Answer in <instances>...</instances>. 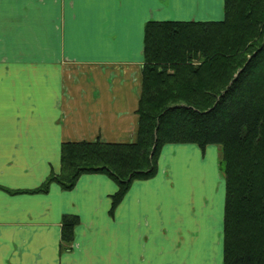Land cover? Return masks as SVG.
<instances>
[{
	"label": "crops",
	"instance_id": "0c3cea01",
	"mask_svg": "<svg viewBox=\"0 0 264 264\" xmlns=\"http://www.w3.org/2000/svg\"><path fill=\"white\" fill-rule=\"evenodd\" d=\"M223 17L224 0H0V264H224L212 146L165 144L114 211L106 173L34 191L60 172L62 143L137 138L149 20ZM67 214L80 218L69 250Z\"/></svg>",
	"mask_w": 264,
	"mask_h": 264
},
{
	"label": "trees",
	"instance_id": "16d2710c",
	"mask_svg": "<svg viewBox=\"0 0 264 264\" xmlns=\"http://www.w3.org/2000/svg\"><path fill=\"white\" fill-rule=\"evenodd\" d=\"M137 138L66 141L52 182L71 189L85 173L118 183L112 208L133 181L154 176L168 143L221 148L225 176L224 264H264V0H224L219 20H149L144 33ZM78 215L62 220L71 249Z\"/></svg>",
	"mask_w": 264,
	"mask_h": 264
},
{
	"label": "rangeland",
	"instance_id": "374dc122",
	"mask_svg": "<svg viewBox=\"0 0 264 264\" xmlns=\"http://www.w3.org/2000/svg\"><path fill=\"white\" fill-rule=\"evenodd\" d=\"M209 146H212L213 147V152L211 153V154H215V152H214V149L216 148L217 149V151H219L218 153H220L221 152V148L217 145V144H211V145H209ZM211 151V150H210ZM216 151V150H215ZM219 162H220V155H219ZM221 172V171H220ZM221 174H222V177H223V180H224V178H225V176H224V174L221 172ZM191 179V183H194L195 181L192 179V178H190ZM224 183V182H223ZM195 184L197 185V183L195 182ZM196 187H198V186H196ZM194 214L195 213H190V215L191 216H193L194 217Z\"/></svg>",
	"mask_w": 264,
	"mask_h": 264
}]
</instances>
